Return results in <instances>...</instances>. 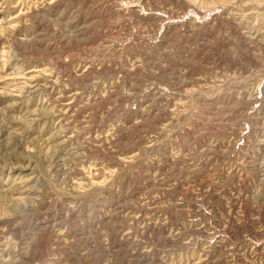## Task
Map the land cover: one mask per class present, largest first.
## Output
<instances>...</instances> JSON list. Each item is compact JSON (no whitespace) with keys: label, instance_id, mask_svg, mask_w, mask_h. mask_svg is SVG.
<instances>
[{"label":"rangeland","instance_id":"374dc122","mask_svg":"<svg viewBox=\"0 0 264 264\" xmlns=\"http://www.w3.org/2000/svg\"><path fill=\"white\" fill-rule=\"evenodd\" d=\"M0 264H264V0H0Z\"/></svg>","mask_w":264,"mask_h":264}]
</instances>
